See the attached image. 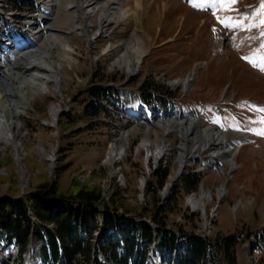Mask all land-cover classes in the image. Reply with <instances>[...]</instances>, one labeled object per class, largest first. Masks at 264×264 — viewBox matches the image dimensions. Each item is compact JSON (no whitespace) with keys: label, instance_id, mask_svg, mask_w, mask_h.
Masks as SVG:
<instances>
[{"label":"rangeland","instance_id":"rangeland-1","mask_svg":"<svg viewBox=\"0 0 264 264\" xmlns=\"http://www.w3.org/2000/svg\"><path fill=\"white\" fill-rule=\"evenodd\" d=\"M5 2L0 0V14L14 19L17 26L11 28H23L22 36L28 34L36 13L43 15L37 11V3L13 11ZM64 2L60 12L43 18L48 17L47 33L59 34L64 38L61 44L67 41L75 50L73 61H62L63 70L58 73L60 90L50 83L43 93L29 94L14 142L20 161L15 146L0 141V196L21 195L57 179L64 192L75 180L80 185L101 188L106 201L118 190L124 207L139 213L138 217L146 222H151L152 213L161 211L167 216L169 227L208 237L233 232L264 235V71L259 67L264 56L255 54L257 48L264 54V25L259 24L264 16L255 15L261 0H236L227 7L204 5L202 0H140L139 5L135 0L123 1L116 7L128 9L130 17L126 22L109 25L110 35H101L91 44L88 41L104 16L97 12L89 30L82 12L77 14ZM214 9L221 20L213 15ZM106 16L111 21L115 18ZM119 18L116 20L121 21ZM238 23L242 27H236ZM77 24L83 29L71 31ZM29 32L32 34L31 29ZM139 43L143 56L138 70L128 72L114 65L122 54L129 60L137 58ZM109 45L113 48L106 51ZM41 46L43 49L42 42L35 45ZM57 47L62 50V46ZM190 76L195 80L189 88L174 84ZM146 81L161 86L156 96L173 103L174 108L164 112L197 111L190 114L203 117L200 129H223L231 147L242 145L236 155L237 169L231 170L226 164L217 169L200 168V162L209 160L210 155L201 147L198 158L186 166L180 165L179 145L184 139L162 126L148 124L140 116L119 119L123 105H118L117 110L114 103L106 101L107 113L96 118L84 115L86 87L91 83L114 86L130 104L137 102L139 87ZM165 90L173 95L167 97L161 92ZM56 108L58 115L53 117ZM241 133L248 136H243L247 140ZM145 139L151 143L152 153L163 140L170 144L169 152L160 159L152 156L147 160L149 154L141 146ZM115 143L123 146V151L116 153L117 161L110 162L109 153ZM59 166H63V171L57 177ZM158 169L168 173L162 187L155 177ZM188 172L200 176L191 191L185 189L181 180ZM221 189L224 193L220 196ZM202 192L205 205L195 209L191 199L200 198ZM6 240L2 234L0 264H11ZM40 246L41 242L34 240L27 263L43 264L38 256ZM256 246L251 241L240 243L237 264H264V243ZM159 260L153 259L152 264Z\"/></svg>","mask_w":264,"mask_h":264},{"label":"trees","instance_id":"trees-1","mask_svg":"<svg viewBox=\"0 0 264 264\" xmlns=\"http://www.w3.org/2000/svg\"><path fill=\"white\" fill-rule=\"evenodd\" d=\"M139 89L142 99L152 106L170 101L156 96L161 86L152 81L142 83ZM120 92L107 83H91L86 87L84 115L96 118L107 113L104 102L113 103ZM161 92L167 97L173 95L170 90ZM62 169L57 167V177ZM167 176L166 169L155 172L161 187ZM181 180L191 191L200 176L188 172ZM60 187L57 179L21 195L0 196V236L5 234L7 240L17 243L16 264H25L32 240L42 243L38 256L43 264H147L152 248L166 256V264H237L240 243H264L262 234L253 237L233 232L208 237L175 229L167 225V216L159 210L150 215L151 222H146L139 213L124 207L118 190L106 201L99 187L80 185L75 180L64 192Z\"/></svg>","mask_w":264,"mask_h":264},{"label":"bare ground","instance_id":"bare-ground-1","mask_svg":"<svg viewBox=\"0 0 264 264\" xmlns=\"http://www.w3.org/2000/svg\"><path fill=\"white\" fill-rule=\"evenodd\" d=\"M34 1L38 5L37 11L43 15L38 16V13H36L37 17L34 16L33 21L29 23L28 34L25 37H22L20 41L13 39V41L19 42V45L16 46V51H13L14 54H12V51L9 50V48L11 49L15 47V45L7 46V49L0 48V87L2 89V92H0V141L3 143L10 142L15 146L14 148L16 150V158L18 161H20L21 155L19 148L14 142L17 130H19L18 123L21 112L26 110V107L29 104V94L36 95L43 93V90H48V84L50 83L54 85L55 89L60 90L61 81L58 78V73L63 70L62 61L72 63L73 54L75 53V50L67 41L65 44H61V42L64 41V38L62 39L59 34L54 32L47 33L50 28L47 24L48 17L43 18L46 17V15L50 16V14L53 16L55 11L60 12L65 0ZM123 1L127 2L129 0H107V2L101 0H66L64 3L70 5V9L75 10L74 12L77 14L79 11L82 12V18L87 24L86 28L89 30H91L90 28L92 27V18L97 12L101 13L102 17L104 16V20L100 19L99 21L98 31L93 33L88 41L89 44H91L101 35H110L111 30L108 27L109 25L126 22L128 17H130L131 13L128 9L124 10L116 7L117 4L122 3ZM135 1L137 5L140 4V0ZM106 14H111L115 17L112 18L113 21L108 19ZM215 15L217 16V13H215ZM117 17H120L119 19H121V21L116 20ZM79 28H82L81 24L74 26L71 31ZM30 29L32 34L29 32ZM42 37H44V39ZM41 42L44 45L43 49L42 46L40 48L35 47L36 44L38 45ZM59 45L60 47L62 46L61 51L58 50L59 47L57 46ZM112 48L113 47L109 45L106 51H110ZM136 52L138 53V57L134 60H129L126 57V54H122V56L114 62V65L126 69L128 72H135L138 70L143 56L141 43H139V48ZM192 80H195L194 76H190L189 78L174 84L181 86L183 89H187L191 86ZM136 111L138 112V110ZM194 112L199 113L197 111ZM194 112L181 113L178 115L169 112L153 113L151 110H147L142 115V118L146 120L152 118L148 124L154 123L153 125L156 127L162 126L167 131L170 130V132H175L181 139H184L179 145L178 162L180 165H187L190 163L195 157H197L198 151L201 147V150L210 152V155L208 156L209 160L200 162V168L210 167L217 169V167L220 168L226 164L231 170L235 168L237 169L239 163H236V155L240 151L242 145L231 147L227 142L228 135L221 131L223 130L221 128V130L214 127L200 129L199 122L203 117L199 114H190ZM57 115L58 108L52 111L53 117H56ZM139 115H141V112H139ZM170 116L172 118H170ZM147 133L148 132H146V134ZM243 136L248 138L247 135L241 133V137ZM243 140L247 139L244 138ZM141 146L149 154L146 158L147 160L152 158V156L156 160L165 157V153L169 152L170 149V144L166 143L164 140L161 143L160 148L158 147L154 153H152L151 143L146 139ZM122 149L123 146L115 143L109 153V161H117L115 158L116 153L122 152ZM200 160L202 161L203 159ZM223 190L224 189H221L219 191L220 196L224 193ZM204 196L205 193L202 192L200 198L192 197L191 204L195 209L204 207Z\"/></svg>","mask_w":264,"mask_h":264},{"label":"snow or ice","instance_id":"snow-or-ice-1","mask_svg":"<svg viewBox=\"0 0 264 264\" xmlns=\"http://www.w3.org/2000/svg\"><path fill=\"white\" fill-rule=\"evenodd\" d=\"M236 0H202V4L204 5H212L215 6L216 4H219L221 7H227L229 4H234ZM255 15L264 16V0H261V6L258 12ZM247 19V17H246ZM260 25H264V19H260L259 21ZM236 27H242L241 24H236ZM254 25H249V27H252ZM262 36H264V33H261ZM261 48L264 49V44L261 45ZM254 66H257L255 62H253ZM260 70L264 71V58L261 59V62L259 63Z\"/></svg>","mask_w":264,"mask_h":264},{"label":"built area","instance_id":"built-area-1","mask_svg":"<svg viewBox=\"0 0 264 264\" xmlns=\"http://www.w3.org/2000/svg\"><path fill=\"white\" fill-rule=\"evenodd\" d=\"M22 0H6V5L13 11H18L17 4L20 3ZM0 16H4L3 14H0ZM5 17V16H4ZM9 18V17H5ZM12 19V18H11Z\"/></svg>","mask_w":264,"mask_h":264}]
</instances>
